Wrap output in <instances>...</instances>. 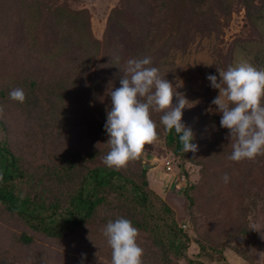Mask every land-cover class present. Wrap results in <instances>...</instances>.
Wrapping results in <instances>:
<instances>
[{
    "label": "trees",
    "instance_id": "1",
    "mask_svg": "<svg viewBox=\"0 0 264 264\" xmlns=\"http://www.w3.org/2000/svg\"><path fill=\"white\" fill-rule=\"evenodd\" d=\"M33 1L0 0V26L5 27L2 33L7 38L3 43L0 41V53L8 48L13 52L19 46H26L27 35L32 33L48 50L53 47L60 49L57 59L63 64L48 77L32 73L21 78L15 74L6 76L0 84V104L6 110L8 102H13L9 98V91L16 87L22 88L26 93L25 105L37 102L55 128L65 129L74 113L72 107L79 103L88 107L86 111H89V118L84 125H88L90 139L86 151L72 150L64 143L57 145L48 155L51 159L33 164L14 152L7 136L6 122L0 118V213L16 220L23 227L13 234V243L27 248L34 244L36 234L55 241L67 240L82 232L85 235L90 232L94 234L97 230L101 232L109 220L124 217L139 229L138 243L144 249L143 264H180V259H185L188 264H207L197 258L205 257L213 261L216 253L223 255L226 247L247 259L236 244L246 240L250 233L249 226L246 220L238 218L240 221L237 223L236 218L230 217L225 204L215 203L210 213L218 219L234 223L225 232L226 235L223 234L231 239L225 243L216 242L218 230L214 234H202L204 240L196 241L199 250L192 258L186 253L190 237L177 223L173 208L149 186L147 169L141 158L119 170L103 163L104 156L110 150L104 129L106 112L111 107L108 92L121 86V55L116 49H111L105 39L99 41L93 37L89 39L96 42L97 52L92 55L94 46L89 39H83V33L88 32L90 36L88 14L81 20L83 27L73 22L63 28L61 17L53 13V7L56 6L53 0L39 1V7L35 8L37 11L31 14L35 20L30 30L25 19ZM154 1L121 0L118 6L112 8V12L129 13L153 25ZM184 1L186 8L180 14L174 32L157 42L155 34L148 37L149 29L145 33L147 46L143 58L151 57V66L157 67L159 74L163 72L162 64L167 56L176 50L184 53L197 38H208L217 33V18H227L232 13L228 0ZM236 1L241 3L249 18L255 11L264 12V0H257L258 4L254 0ZM236 47L235 43L229 46V52L222 59V68L227 69L232 64ZM130 53L136 59H141L140 48ZM111 80H114V86H111ZM162 115V112H151V118L157 124L158 139L164 142L166 149L178 159L183 169L185 162L195 161L193 153L183 152L175 130L169 132L161 123ZM75 116L77 120L74 124L81 123L76 112ZM233 143L234 139L229 146L232 151ZM241 163L246 162L231 164ZM247 165L249 171L256 168L264 174V155L257 156ZM208 168V165L203 166L201 174L207 179V184L212 186V179L209 178L212 174L218 175V172H211ZM233 168L240 171L236 166ZM227 169L230 170L229 167ZM200 187L201 183L184 187L183 195L191 206L194 200L190 191ZM189 213L194 220V211L191 209ZM208 216L207 211L203 212V218ZM242 217L245 218V215ZM247 261L253 264L251 260ZM0 264H22V260L9 258L0 250Z\"/></svg>",
    "mask_w": 264,
    "mask_h": 264
},
{
    "label": "rangeland",
    "instance_id": "2",
    "mask_svg": "<svg viewBox=\"0 0 264 264\" xmlns=\"http://www.w3.org/2000/svg\"><path fill=\"white\" fill-rule=\"evenodd\" d=\"M39 1L41 0L33 1L27 11L28 16L25 21L30 30L35 20L31 14L37 11L35 8L39 7ZM53 1L56 4L53 7V13L61 17L63 28L73 22L83 27L81 20L86 13L88 14L90 36L88 32L83 33L84 41L92 37L99 41L105 39L111 49L114 48L120 53L123 74L127 61L137 58L130 53L131 51L140 48L142 52L140 58L146 54L144 49L147 46L145 41L147 29L150 30L148 37L155 34L156 42L161 41L163 37L175 31L180 14L186 8L184 0H155L152 25L129 13L112 12V8L118 6L121 0ZM228 1L231 2L232 13L230 17L217 18L219 26L217 33H213L208 38H197L189 44L184 53L176 50L167 56L162 64L161 77L171 82L174 87L180 85L176 90L185 95L189 101L195 102L193 107L183 110L182 116V122L192 129L195 134L194 141L199 146V151L195 156L193 154L195 161L185 162L182 169L178 159L159 139L152 145H146L140 158L144 167L147 166L145 168L149 186L173 208L177 223L190 237L186 251L188 256L195 258L199 250L196 241L204 240L202 234H214L218 230L219 235L214 237L216 242L225 243L227 239H231L228 235L225 236V232L232 228L231 225L234 223L227 219H218L210 213V209L216 203L225 204L227 214L236 218L237 223L239 219L246 220L250 233L247 234L246 240L237 242L236 246L253 264H264V238H262L264 235V174L256 168L249 171L247 163L251 160L248 159L242 160L246 162L245 164H231L235 162L228 159L232 153L229 146L233 140L228 138V129L220 127L221 114L206 112L210 106L215 107L211 105V101L219 94L218 89L210 87L206 77L214 74L219 80L217 67L226 70L222 68V59L229 52V46L234 43L237 46L232 66L247 62L257 68H264V12L255 11L249 18L241 3L236 0ZM254 2L259 3L257 0ZM4 30L5 27L0 26L2 43L7 41L2 33ZM88 41L94 46L93 55L97 52L96 42L90 39ZM27 42L26 46H19L13 52L8 48L0 53V84L6 76L11 74L18 75L19 78L30 73L48 77L52 72L60 69L63 64L57 59L60 49L53 47L48 50L41 41L36 40L32 33H28ZM6 56H8L7 60ZM3 62H5L4 65ZM110 83L114 86L115 82L111 80ZM176 102L177 98L174 97L173 103ZM72 108L74 113L67 121L65 129H59L55 128L49 121V117L42 113L43 109L39 108L37 102L28 106L17 101L8 102L3 119L8 128L7 136L14 152L34 164L42 160L48 161L51 157L48 155L57 145H64V143L72 150L86 151L90 139L88 125H84L89 118V111H86L88 107L75 103ZM75 112L80 116L83 124L79 122L74 124L77 120ZM166 160H170L171 169L169 170L165 168ZM205 164L209 166V171L218 172V175L212 174L209 178L212 179V186L207 184V179L205 180L201 174V168L205 167ZM225 173L230 177L228 183L223 181ZM199 183H201L200 188L190 191V196L194 200L191 206L190 201L183 195L184 187ZM191 209L196 214L194 220L190 217V213L188 214ZM205 211L209 215L206 219L202 217ZM244 215L245 218L242 217ZM253 227L259 231L252 229ZM22 228L16 220L0 213V250L9 258L16 257L17 261L22 260V264H36L41 261L48 264H80L82 253H86L84 264H111L112 249L107 244L102 231L97 230L94 234L87 232L86 235L82 232L63 241H55L36 234L34 244L24 248L13 243V234ZM216 254L213 261L205 257L197 259L207 264H249L247 259L228 247L224 249L223 255ZM179 263L188 264L185 259H180Z\"/></svg>",
    "mask_w": 264,
    "mask_h": 264
},
{
    "label": "clouds",
    "instance_id": "3",
    "mask_svg": "<svg viewBox=\"0 0 264 264\" xmlns=\"http://www.w3.org/2000/svg\"><path fill=\"white\" fill-rule=\"evenodd\" d=\"M152 63L151 57L129 59L120 79L121 86L108 92L111 107L106 112L104 129L110 150L103 163L109 168H126L130 162L140 159L146 145L158 139L157 124L151 118L153 111L163 113L161 123L167 131L175 130L184 153L192 152L195 156L199 151L198 144L192 142L194 132L182 122L183 110L193 107L195 102L176 90L180 85L174 87L161 77ZM217 71L219 80L214 74L206 77L210 87L219 90L211 101L215 107L210 106L206 112L221 114L220 127L228 129V138L234 139L228 159L240 162L264 155V68L242 62L229 65L226 70L217 67ZM174 97L177 98L175 104ZM9 98L23 104L26 93L22 88H12ZM4 115L5 107L0 104V118ZM229 180L225 173L223 181L228 183ZM102 233L112 249L111 264H143L139 229L129 219L109 220ZM85 259L86 253H82L80 264H84Z\"/></svg>",
    "mask_w": 264,
    "mask_h": 264
},
{
    "label": "built area",
    "instance_id": "4",
    "mask_svg": "<svg viewBox=\"0 0 264 264\" xmlns=\"http://www.w3.org/2000/svg\"><path fill=\"white\" fill-rule=\"evenodd\" d=\"M165 168H166L167 170L171 169V166H170V160H166V162H165ZM183 227H185V225H183Z\"/></svg>",
    "mask_w": 264,
    "mask_h": 264
},
{
    "label": "water",
    "instance_id": "5",
    "mask_svg": "<svg viewBox=\"0 0 264 264\" xmlns=\"http://www.w3.org/2000/svg\"><path fill=\"white\" fill-rule=\"evenodd\" d=\"M147 168V166H145Z\"/></svg>",
    "mask_w": 264,
    "mask_h": 264
}]
</instances>
